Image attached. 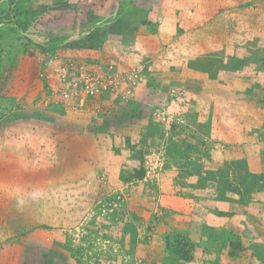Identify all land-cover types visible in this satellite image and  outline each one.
Wrapping results in <instances>:
<instances>
[{
  "label": "rangeland",
  "instance_id": "374dc122",
  "mask_svg": "<svg viewBox=\"0 0 264 264\" xmlns=\"http://www.w3.org/2000/svg\"><path fill=\"white\" fill-rule=\"evenodd\" d=\"M241 204L264 0H0V264H264Z\"/></svg>",
  "mask_w": 264,
  "mask_h": 264
},
{
  "label": "crops",
  "instance_id": "0c3cea01",
  "mask_svg": "<svg viewBox=\"0 0 264 264\" xmlns=\"http://www.w3.org/2000/svg\"><path fill=\"white\" fill-rule=\"evenodd\" d=\"M249 207H251V209L253 211H255V212L251 213L250 212L251 209ZM249 207L247 205H245V204L238 205V214L234 215L232 217V219L229 220V222H231V220H232L233 225H228V224H225V223L221 222L222 223L221 224L222 229L223 228L224 229H228L229 227H235V226H238L239 225L240 227H242V229H249V231H251L250 229L253 228V230H255L254 229L255 228L254 226L252 228H250V226H249V228H246V226L244 225L245 224L244 222H246V221L249 220V217L248 216H252V217H254L253 218L254 220H257V221L261 222L262 221L261 219H263V216H264V209L261 206H258V205H255V206L252 205V206H249ZM256 209H258V211ZM225 221L228 222V219H226ZM238 231H240V230L238 229ZM253 235L255 237V231H254V233L252 232L250 234V236H252V237H253ZM242 236L243 237H246L247 234L246 233H242Z\"/></svg>",
  "mask_w": 264,
  "mask_h": 264
}]
</instances>
